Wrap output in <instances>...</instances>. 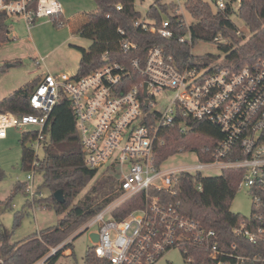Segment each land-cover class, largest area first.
I'll return each instance as SVG.
<instances>
[{
	"label": "built area",
	"instance_id": "obj_1",
	"mask_svg": "<svg viewBox=\"0 0 264 264\" xmlns=\"http://www.w3.org/2000/svg\"><path fill=\"white\" fill-rule=\"evenodd\" d=\"M214 12L227 8L237 10L242 0H203ZM171 6L160 13L158 24L146 13L133 25L144 32L156 33L169 40L175 36L171 16H176L184 34L176 35L179 43L192 42L183 12L187 0H164ZM121 9V5H116ZM148 12V11H147ZM22 19L27 29L38 19L55 18V24L65 23V8L60 0H0V18ZM116 45L124 54L139 51V43L125 30L118 28ZM237 34H240L237 31ZM213 43L229 44L220 34ZM45 57L34 64L45 67ZM46 74L29 96L38 115L19 117L0 112V138L7 129L32 122L39 126L31 143L36 163L45 123L62 96L72 107L75 127L84 152L85 164L91 169H111L119 175L118 198L92 216L86 228L96 225L98 239L93 251L109 264H157L163 254L187 246L208 251L209 257L227 256L231 262L246 264L252 258L235 255L233 250L218 248L217 234L198 221L183 215L179 202H165L156 191L175 194L179 174H200L207 168L242 171L239 188L248 189L252 197V213L240 218L234 232L252 244L264 233V60L258 59L234 69L221 64V58L205 61L195 58L189 49L169 52L160 44L151 45L145 54H134L124 60L100 54V64L88 73L76 76L66 73ZM162 95L164 100H158ZM194 121H207L219 132L212 157L186 168H169L156 164L157 150L166 142V131L176 128L185 133ZM193 152V151H190ZM195 153V152H193ZM196 154V153H195ZM102 170V169H101ZM33 172V171H30ZM25 193L36 196L34 178L25 179ZM201 190V186H197ZM143 196V206L129 211L124 217L114 212L125 201ZM52 249L55 253L57 249ZM235 248V244L232 245ZM187 260H191L188 257ZM258 260V259H253Z\"/></svg>",
	"mask_w": 264,
	"mask_h": 264
},
{
	"label": "trees",
	"instance_id": "obj_2",
	"mask_svg": "<svg viewBox=\"0 0 264 264\" xmlns=\"http://www.w3.org/2000/svg\"><path fill=\"white\" fill-rule=\"evenodd\" d=\"M92 1L95 3L93 10L69 19L72 20L70 24L73 26V32L91 41L88 48L78 47L81 58L76 76L84 75L96 68L100 64V54L104 51H108L111 57L124 60L134 54L143 56L153 44H160L169 52L178 53L188 49L187 43L182 44L176 40V35L186 32L185 26L178 27L176 16H171L175 36L166 40L156 33L144 32L134 27V21L141 16L135 7L136 0ZM117 4L121 5V9L116 8ZM186 7L194 20L189 26L193 43L212 42L219 34L229 40V44L218 45L224 54L221 57V64L237 69L258 59L264 60V0H242L237 10L228 7L223 12H214L203 0H187ZM169 8L171 6L163 4L161 0H153L147 14L158 24L161 19L160 13H167ZM232 17L242 21L249 32L241 30ZM52 21L55 23L56 19L52 18ZM118 28L133 36L139 43V51L124 54L118 49L116 45ZM237 31L240 34H237ZM10 40L9 29L1 17L0 44ZM219 58L208 54L204 60L209 62ZM18 63L17 59L9 61L6 67ZM40 80V76H37L0 99V112L7 111L19 117L38 115L39 112L31 107L29 96ZM43 134V139L40 140L42 155L39 160L36 158L35 164L33 149L26 146V143L36 139L37 130L22 132L20 137L21 169L41 174L42 182L38 187L40 190L42 188L49 190L47 196L26 200V205L31 206L34 202L38 206L53 209L59 220L56 225L17 242L8 241L0 223V264H36L42 259L43 262L40 264H54L71 245L65 240L118 195L115 180L111 175H107L103 182L95 181L96 183L88 187L98 172L97 169H91L85 164L73 110L65 96H62L53 107ZM219 138L218 128L207 121L192 122L191 128L185 133H179L176 128H171L166 131L165 144L157 150L156 164L161 165L176 153L185 151L195 152L199 161H211ZM241 178L242 171L231 168L221 170L218 176L181 173L175 185V194L165 190L155 193L165 202L178 201L177 208L183 215L198 221L206 229H213L217 234L219 249L233 250L235 255L252 258L246 264H264V233L256 244H252L234 232L241 215L232 212L230 205L239 189ZM198 185L201 186V190L197 189ZM56 190L62 191L65 199L63 203L55 200L53 194ZM18 192L25 193V182L15 184L11 193L0 200V205L7 210L12 209V201ZM140 206H143L142 194L125 201L116 209L114 215L124 217L129 211ZM20 212L14 214L17 222ZM233 244L235 248L232 249ZM60 245L62 247L51 253L52 249ZM187 249L186 252L182 250L181 252L185 259L191 257V264L234 261L227 256L212 259L208 251L199 248L187 246ZM83 264L109 263L97 257L92 246L86 251Z\"/></svg>",
	"mask_w": 264,
	"mask_h": 264
},
{
	"label": "rangeland",
	"instance_id": "obj_3",
	"mask_svg": "<svg viewBox=\"0 0 264 264\" xmlns=\"http://www.w3.org/2000/svg\"><path fill=\"white\" fill-rule=\"evenodd\" d=\"M60 1L70 14L83 11L88 12L95 8V3L92 0ZM151 4H153V0H136L135 7L140 12L141 18H144ZM183 16L188 25L193 23L194 20L189 12L185 10ZM232 19L241 30L249 32L247 26L237 17H232ZM6 25L10 30L9 37L13 38V40L0 44V99L3 97L2 93L5 91H8L7 93L12 92L37 76L44 79L46 74H42L43 71H49L55 75L60 73L76 74L81 58L78 47L88 48L91 44L89 39L80 36L78 33H71L68 18L62 27H58L51 19H38L28 30L22 19L10 16L6 19ZM187 46L195 58H205L208 54L221 58L224 55L218 45L213 42L197 41L193 43L188 40ZM48 53L51 54L46 57ZM41 57L46 58L44 62L45 67L41 64L39 68L34 62ZM16 59L19 62L18 64L6 67L7 62ZM156 97L158 100H164L162 95H157ZM37 129H39L37 124L29 122L22 127L8 128L6 137L0 139V200L5 199L11 193L15 184L24 182L29 173L34 178L35 197L38 198L49 194L47 188L40 190L38 187L42 182L41 174L21 169V133ZM31 143L27 142L26 146L31 147ZM41 155L42 152L39 150L37 154L38 160L41 158ZM198 162L199 159L195 153L185 151L171 156L164 164L166 167L177 169L193 166ZM101 169L97 170L98 174L88 187L96 182H103L107 178V175H111L116 183L115 189L118 190L119 175L117 172L111 169L105 170V167ZM201 173L203 176H218L221 174V169L207 168L202 170ZM118 197V195L114 196L110 202ZM26 200H29V196L24 192H18L12 201V209L7 210L0 205V223L9 242L24 240L34 233L58 223L59 217L53 209L38 206L34 202H32L31 206H27ZM230 209L242 217H249L251 215L252 197L247 188L241 187L237 190ZM17 211H21L18 222L14 215ZM88 221L89 219L65 240L70 242L71 245L68 249L64 250L63 255L54 264L84 263L86 251L93 246L94 235L98 232L96 225L85 229ZM71 253L72 255H70ZM42 262L43 259L36 264ZM157 264L191 263L185 259L180 248L174 247L164 253Z\"/></svg>",
	"mask_w": 264,
	"mask_h": 264
},
{
	"label": "crops",
	"instance_id": "obj_4",
	"mask_svg": "<svg viewBox=\"0 0 264 264\" xmlns=\"http://www.w3.org/2000/svg\"><path fill=\"white\" fill-rule=\"evenodd\" d=\"M83 12H84V11H83ZM85 12H86V11H85ZM80 13H82V12H76V13H72V14H70V13L67 12V10H66V8H65V19L68 18V20H69V19L73 18L74 16H77V15L80 14ZM66 17H67V18H66ZM75 18H76V17H75ZM75 18H74V19H75ZM70 21H72V20H69V22H70ZM70 27H71V33H74V32H73V29H72L73 26H72L71 24H70ZM9 33H10V30H9ZM11 40H13V38H12ZM11 40H10V41H11ZM63 42H64V41H63ZM63 42H62V43H63ZM49 54H51V53H48V54L46 55V57H47ZM7 92H8V91H7ZM7 92L5 91L4 93H2V94H3V97H4V94L8 95L9 93H11V92L7 93ZM6 95H5V96H6ZM3 97H1V99H2ZM0 139H1V138H0Z\"/></svg>",
	"mask_w": 264,
	"mask_h": 264
},
{
	"label": "water",
	"instance_id": "obj_5",
	"mask_svg": "<svg viewBox=\"0 0 264 264\" xmlns=\"http://www.w3.org/2000/svg\"><path fill=\"white\" fill-rule=\"evenodd\" d=\"M9 66H13L11 64L8 65ZM55 200L59 203H63L65 201L64 197H63V194H62V191L61 190H56L53 194ZM98 239V234H95L94 235V242Z\"/></svg>",
	"mask_w": 264,
	"mask_h": 264
}]
</instances>
